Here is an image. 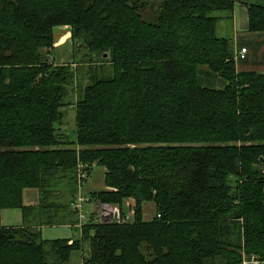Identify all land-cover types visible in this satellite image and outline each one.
I'll list each match as a JSON object with an SVG mask.
<instances>
[{
    "label": "trees",
    "instance_id": "1",
    "mask_svg": "<svg viewBox=\"0 0 264 264\" xmlns=\"http://www.w3.org/2000/svg\"><path fill=\"white\" fill-rule=\"evenodd\" d=\"M232 12V0H0V264L77 251L82 264L264 263V73L236 71L217 34ZM247 16L264 33V8ZM61 27L72 59L57 65ZM94 166L104 190L83 193L89 204L122 216L128 204L130 222L86 213L78 226V174ZM10 209L20 225L3 222ZM54 226L79 236L43 239Z\"/></svg>",
    "mask_w": 264,
    "mask_h": 264
},
{
    "label": "crops",
    "instance_id": "2",
    "mask_svg": "<svg viewBox=\"0 0 264 264\" xmlns=\"http://www.w3.org/2000/svg\"><path fill=\"white\" fill-rule=\"evenodd\" d=\"M233 1V12H232V19L230 21V28L228 31L231 30V35L228 37L231 38L233 49H234V59L235 56L240 53L241 49H246V54L243 59H237L236 61V71L237 72H259L264 73V33H250L247 31L248 26V16H247V6L249 5H257L264 8V0H232ZM91 176V175H90ZM101 179L99 181H95L93 178H89L86 184L83 186V193H92V192H99L100 185L103 184L104 181V170L101 173ZM104 190V184L103 188ZM24 202L26 204H36L37 202V194L35 191L26 190L24 191ZM128 207V204H127ZM87 209L89 211H87ZM87 213H96L97 209L94 205H90L86 207ZM7 211L3 212V222L6 225H14L18 226L21 223L20 214L18 219L15 221L16 223H12L11 221L7 220ZM62 227V226H58ZM65 228H69L68 226H63ZM46 227H42L41 230ZM79 233L76 231L75 233L71 232V235L64 238L69 239V243L71 240L77 238ZM76 253V252H75ZM73 253V254H75ZM72 254V255H73ZM72 255L70 260L72 259ZM70 260L68 264L70 263ZM75 264H82V255L80 259L75 258ZM264 264V263H260Z\"/></svg>",
    "mask_w": 264,
    "mask_h": 264
},
{
    "label": "rangeland",
    "instance_id": "3",
    "mask_svg": "<svg viewBox=\"0 0 264 264\" xmlns=\"http://www.w3.org/2000/svg\"><path fill=\"white\" fill-rule=\"evenodd\" d=\"M231 24L230 22H228V20H222L221 22H219L217 24V34L220 37H227L229 35H231V30L228 31V28H230ZM68 27H61L59 29H55L54 33H55V43H54V47L56 49H54L52 51V54L48 57L51 61H53L52 59H54L55 64L57 65H62V64H69V62L72 59V45H71V41H70V33L68 31ZM50 52V51H49ZM235 60V59H234ZM205 86H208L210 88L213 89H221L225 86V83L221 80H217V81H213V82H207L205 84ZM73 111V110H72ZM74 113V111H73ZM68 119L71 120V117L68 116ZM73 123H74V116L72 119V125L71 127H67L64 131L65 135L67 136V138L70 141H74V135H73ZM101 173H102V168L99 166H94L92 172H91V176L90 178L95 179V181H99L101 179ZM103 188V184L100 185V191H102L101 189ZM86 208V207H85ZM97 209V208H96ZM144 216L146 220H149L150 218L153 217L154 212H153V208L150 204L145 205L144 206ZM87 211H89L87 209ZM125 211L127 213V204L125 207ZM7 220L11 221L12 223H16L15 221L18 219V216L20 214L19 210L17 209H10L7 211ZM72 233L76 232V229H69V228H65V227H46L43 228L41 230V235L43 239L46 240H55V239H64L68 236L71 235ZM75 253V252H74ZM73 254V253H72ZM80 259L81 253L80 252H76L75 254L72 255V259L70 260L69 264H75V258Z\"/></svg>",
    "mask_w": 264,
    "mask_h": 264
},
{
    "label": "built area",
    "instance_id": "4",
    "mask_svg": "<svg viewBox=\"0 0 264 264\" xmlns=\"http://www.w3.org/2000/svg\"><path fill=\"white\" fill-rule=\"evenodd\" d=\"M246 50L241 49L239 53V59H243L245 57ZM86 174L84 172H80L78 174V187L79 192L77 194L75 203L73 205L74 210L78 214L79 218V224L80 226L86 223V208L90 206L89 202L90 200L88 197L84 196L83 194V185L86 181ZM133 212H127L125 216H122L120 210L113 206H107V205H99L97 207V214L95 215V221L100 224H110V223H127L130 222V219L132 218ZM156 218H159L157 215ZM243 264H259L258 261L255 259H251L250 261H244Z\"/></svg>",
    "mask_w": 264,
    "mask_h": 264
},
{
    "label": "bare ground",
    "instance_id": "5",
    "mask_svg": "<svg viewBox=\"0 0 264 264\" xmlns=\"http://www.w3.org/2000/svg\"><path fill=\"white\" fill-rule=\"evenodd\" d=\"M246 50V49H245ZM237 59H239V54L237 55V57L235 56V60H237ZM87 176V175H86ZM88 181V178H86V181H85V183H84V185L86 184V182ZM83 185V186H84ZM85 194V193H84ZM85 196V195H84ZM78 215V214H77ZM86 215V219H87V214H85ZM80 224H79V218H78V226H79Z\"/></svg>",
    "mask_w": 264,
    "mask_h": 264
},
{
    "label": "water",
    "instance_id": "6",
    "mask_svg": "<svg viewBox=\"0 0 264 264\" xmlns=\"http://www.w3.org/2000/svg\"><path fill=\"white\" fill-rule=\"evenodd\" d=\"M104 57H106V55H104Z\"/></svg>",
    "mask_w": 264,
    "mask_h": 264
}]
</instances>
